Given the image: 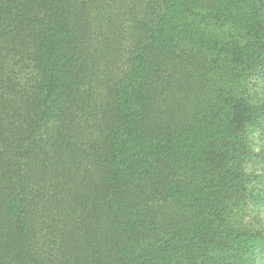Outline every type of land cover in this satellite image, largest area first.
I'll return each mask as SVG.
<instances>
[{
	"label": "trees",
	"instance_id": "16d2710c",
	"mask_svg": "<svg viewBox=\"0 0 264 264\" xmlns=\"http://www.w3.org/2000/svg\"><path fill=\"white\" fill-rule=\"evenodd\" d=\"M264 0H0V264H264Z\"/></svg>",
	"mask_w": 264,
	"mask_h": 264
},
{
	"label": "rangeland",
	"instance_id": "374dc122",
	"mask_svg": "<svg viewBox=\"0 0 264 264\" xmlns=\"http://www.w3.org/2000/svg\"><path fill=\"white\" fill-rule=\"evenodd\" d=\"M262 220H261V222H262V225H264V212H263V214H262Z\"/></svg>",
	"mask_w": 264,
	"mask_h": 264
}]
</instances>
